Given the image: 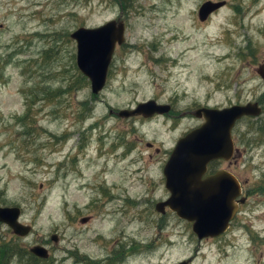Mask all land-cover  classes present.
Masks as SVG:
<instances>
[{
	"label": "rangeland",
	"instance_id": "obj_1",
	"mask_svg": "<svg viewBox=\"0 0 264 264\" xmlns=\"http://www.w3.org/2000/svg\"><path fill=\"white\" fill-rule=\"evenodd\" d=\"M206 1L225 4L201 22ZM119 17L125 42L93 95L70 34ZM262 62L264 0H0V206L32 227L19 238L0 223V244L44 246L39 264H264ZM147 100L172 111L116 116ZM253 101L263 113L236 123L222 165L246 201L226 233L198 241L155 208L170 196L163 166L203 123L193 112Z\"/></svg>",
	"mask_w": 264,
	"mask_h": 264
},
{
	"label": "water",
	"instance_id": "obj_2",
	"mask_svg": "<svg viewBox=\"0 0 264 264\" xmlns=\"http://www.w3.org/2000/svg\"><path fill=\"white\" fill-rule=\"evenodd\" d=\"M224 4V1L202 3L198 10L199 20L204 21ZM70 38L76 41V65L89 80L92 94L97 95L105 86L115 46L124 42V24L111 20L96 28L79 27ZM256 73L264 81V62L258 65ZM169 111V105L148 100L133 109H121L116 116L151 118ZM261 112L257 103L223 109L200 108L193 112L195 117H203L204 123L177 140L164 166L165 185L170 197L166 202L158 203L156 210L163 213L167 206L178 218L192 223V232L199 240L225 233L238 204L244 203V198L237 201L242 193L241 185L228 172L220 171L205 179L203 173L213 160H231L234 152L231 131L236 122L247 116L257 117ZM20 214L18 207L0 206V223L14 235L25 237L32 228L19 222ZM51 239L57 241L55 235ZM29 253L44 260L49 257L47 249L41 245L30 247ZM178 264H188V261Z\"/></svg>",
	"mask_w": 264,
	"mask_h": 264
},
{
	"label": "flooded vegetation",
	"instance_id": "obj_3",
	"mask_svg": "<svg viewBox=\"0 0 264 264\" xmlns=\"http://www.w3.org/2000/svg\"><path fill=\"white\" fill-rule=\"evenodd\" d=\"M199 10V9H198ZM214 13V12H213ZM212 15V13L209 15V16H207V18L204 20V21H202V22H205L206 20H208L209 19V17ZM197 16H198V11H197ZM116 21H121V22H123V24H124V42H125V23H124V21L123 20H121V18L119 17V18H117L116 19ZM124 42L121 44V45H123L124 44ZM121 45H119V46H121ZM118 45H116L115 46V49H116V47H119ZM263 63V62H262ZM261 64V63H260ZM259 65V64H258ZM109 71V70H108ZM248 103H257V105L262 109V107H261V105L258 103V102H255V101H253V102H248ZM247 104V103H246ZM166 105H169L170 106V111L167 113V114H165L164 116H168L169 114H170V112L172 111V104H166ZM262 113H263V109H262ZM140 117V116H139ZM155 116H153V117H151L150 119H152V118H154ZM140 118H142V117H140ZM247 118H253V117H249V116H247V117H244L243 119H247ZM144 119V118H143ZM201 119V118H200ZM203 119V118H202ZM232 141H233V138H232ZM233 143H234V141H233ZM228 163L229 164V162H230V160L229 161H225V160H222V159H217V160H213V161H211V162H209L208 164H207V166H206V169H205V171H204V173H203V179H205L206 177H210V176H214L215 174H217L218 172H220V171H224V172H228V173H230V174H232V175H234L230 170H229V168H227V167H223L222 165L224 164V163ZM162 175H163V179H164V186H165V188H166V185H165V182H166V179H165V176H164V166H163V169H162ZM238 180V179H237ZM239 181V180H238ZM241 184V183H240ZM241 188H242V184H241ZM243 193V192H242ZM241 193V196L237 199V201L240 199V198H244V203H245V201H246V197L243 195ZM169 199V196H168V198L166 199V200H163V201H161V202H158V203H164V202H166L167 200ZM158 203H156L155 204V208H156V205L158 204ZM244 203H242V204H244ZM242 204H238V209H239V207L242 205ZM166 209H168L170 212H172L167 206H165L164 207V210H163V213H161V214H164L165 212H166ZM237 212H238V210H237ZM178 218V217H177ZM180 219V218H179ZM183 220V219H182ZM232 222V221H231ZM230 222V223H231ZM189 223V222H188ZM230 223H229V226H230ZM191 224V223H190ZM191 228H192V224H191ZM228 229H229V227H228ZM227 229V230H228ZM227 232V231H226ZM225 232V233H226ZM223 235V234H222ZM222 235H220V236H218V237H221ZM218 237H206V238H203V239H201V240H208V239H216V238H218ZM20 238V237H19ZM198 239V238H197ZM201 240H199L198 239V241H201ZM35 257V256H34ZM36 259H38L37 257H35ZM39 260V259H38ZM190 260H188V262H189ZM85 262V261H84Z\"/></svg>",
	"mask_w": 264,
	"mask_h": 264
},
{
	"label": "trees",
	"instance_id": "obj_4",
	"mask_svg": "<svg viewBox=\"0 0 264 264\" xmlns=\"http://www.w3.org/2000/svg\"><path fill=\"white\" fill-rule=\"evenodd\" d=\"M18 256V257H25L27 258V262L29 264H39V261L42 260H38L36 259L34 256H32L31 254H29V252L26 251H22L20 246L13 243L12 241L9 242H3L2 244H0V264H9V261L11 258ZM6 259L8 260L7 262Z\"/></svg>",
	"mask_w": 264,
	"mask_h": 264
}]
</instances>
